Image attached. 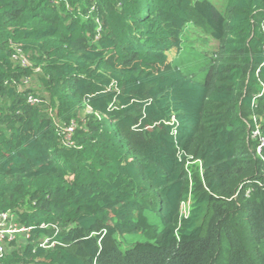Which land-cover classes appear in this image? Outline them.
Returning <instances> with one entry per match:
<instances>
[{
	"label": "trees",
	"instance_id": "trees-1",
	"mask_svg": "<svg viewBox=\"0 0 264 264\" xmlns=\"http://www.w3.org/2000/svg\"><path fill=\"white\" fill-rule=\"evenodd\" d=\"M222 3L0 0V264H264V0Z\"/></svg>",
	"mask_w": 264,
	"mask_h": 264
},
{
	"label": "built area",
	"instance_id": "built-area-1",
	"mask_svg": "<svg viewBox=\"0 0 264 264\" xmlns=\"http://www.w3.org/2000/svg\"><path fill=\"white\" fill-rule=\"evenodd\" d=\"M263 50H264V46H263ZM14 59H17L20 62V65L23 67H27L30 65L28 60L20 54H16L14 56ZM65 130H67V132L70 134V138L68 140L67 146L71 147L74 145L73 141H71L73 127L72 126L68 127ZM253 136L258 139L259 146L257 148V152L260 153L261 147L264 145V140L261 137L258 130H256L253 133ZM44 225L45 224L41 225L40 227L43 229L46 228L47 225H45L46 227H44ZM30 232H31L30 228L19 226L15 214L11 212H0V257L4 252V245L6 242L13 241L17 237V235H21L25 238H29ZM56 244H58V242L53 238H44L43 240L39 241V246L44 249L53 248L54 246H56Z\"/></svg>",
	"mask_w": 264,
	"mask_h": 264
},
{
	"label": "rangeland",
	"instance_id": "rangeland-1",
	"mask_svg": "<svg viewBox=\"0 0 264 264\" xmlns=\"http://www.w3.org/2000/svg\"><path fill=\"white\" fill-rule=\"evenodd\" d=\"M212 3L219 5L218 8L224 7L225 4H223L222 2L224 0H209ZM216 42L207 38L205 35H203L194 25L192 24H186V26L184 27V31L182 32V44L180 49L185 50V48L190 49L192 48L193 50L198 51L199 53L203 54V55H210V52H214L216 50ZM177 52H179V50L177 48H171V50H169L168 52H166L167 55V59L168 61H173L174 59L178 58V54ZM115 89L116 86H115ZM87 112H91L89 110H87ZM63 136H64V143L67 144L68 140L70 138V134L67 132V130L62 131ZM130 162H132L133 164H138L139 159L138 160H130ZM153 200L156 201H160L161 199L154 196L152 197ZM179 211L182 212V214H186L187 212V207L186 206H181L179 205ZM43 225V224H41ZM40 225V226H41ZM46 225V224H45ZM44 225V227H46ZM19 226H21L19 224ZM24 227V226H21ZM25 228H30L31 227H25ZM41 228V227H39ZM44 239V238H43ZM41 239V240H43Z\"/></svg>",
	"mask_w": 264,
	"mask_h": 264
},
{
	"label": "clouds",
	"instance_id": "clouds-1",
	"mask_svg": "<svg viewBox=\"0 0 264 264\" xmlns=\"http://www.w3.org/2000/svg\"><path fill=\"white\" fill-rule=\"evenodd\" d=\"M261 30L264 32V22L262 23L261 25ZM252 120H253V123H254V127L252 129V132H251V138L255 141H257V147H256V152H257V148L259 146V142H258V139L256 137L253 136V133L258 130V132L260 133L261 137L263 138L264 140V135L262 134V131H261V123H260V119L256 116V115H253L252 116ZM264 148V145L261 147V150H260V153H258L259 155L262 153V150ZM256 184L261 187V186H264V184L262 182H256ZM242 186H240L239 190L241 189ZM250 193V190H247L246 192V196H248ZM191 198L190 196L188 197V199L186 201H181L179 205L181 206H186L187 207V212L186 214H182V212L179 211V216L180 217H187L188 213H190V207H191Z\"/></svg>",
	"mask_w": 264,
	"mask_h": 264
}]
</instances>
